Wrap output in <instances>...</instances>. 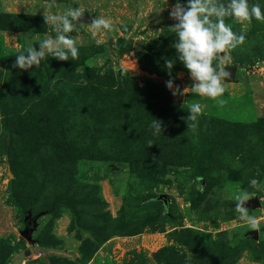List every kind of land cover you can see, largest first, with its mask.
I'll use <instances>...</instances> for the list:
<instances>
[{
    "label": "rangeland",
    "instance_id": "374dc122",
    "mask_svg": "<svg viewBox=\"0 0 264 264\" xmlns=\"http://www.w3.org/2000/svg\"><path fill=\"white\" fill-rule=\"evenodd\" d=\"M173 3L0 0V264H264V22L224 18L245 40L213 59L235 69L222 95L194 93L180 61L174 94ZM68 6L112 30L75 22L76 58L20 69Z\"/></svg>",
    "mask_w": 264,
    "mask_h": 264
},
{
    "label": "clouds",
    "instance_id": "9594fccd",
    "mask_svg": "<svg viewBox=\"0 0 264 264\" xmlns=\"http://www.w3.org/2000/svg\"><path fill=\"white\" fill-rule=\"evenodd\" d=\"M166 6V0H160V7L156 10L159 13ZM52 7V5H49ZM35 15V13H32ZM83 15V9L80 7L72 8L68 6L64 14L57 15L49 13L43 17L45 23H53L52 31L56 32L53 38L43 39L40 42L39 51L31 46L26 48L27 56L19 54L15 63L20 69H28L40 66L41 61L46 54L56 57L59 60L68 59L69 54L72 58L77 56V48L74 46V40L65 33L74 31L78 18ZM169 17L175 20L171 26V31L175 33L172 47L176 51L175 60L166 59L165 68L168 70L170 78L165 81L167 88L173 93L180 92V86L173 87L171 70L176 61H180L187 70L188 76L192 81V91L201 96L215 99L225 91L221 80L227 75L221 69L213 67V59L219 53L235 48L245 40L243 33L237 35L230 24H226L225 17H232L237 21L251 22L252 19L264 22V8L261 2H250V0H174L170 6ZM69 17L71 19H69ZM59 21L56 25L55 22ZM112 30L113 24L108 18L100 17L93 19L91 28L96 30L92 32L96 36L97 31L101 29ZM100 43L99 40L96 41ZM67 49V52L64 51ZM183 92V89H182ZM190 111L194 114L201 113V105L194 102L190 105ZM193 121L197 119L196 115L190 117ZM151 126L159 129L160 124L153 120ZM195 127V124L191 125ZM257 181L252 179L250 184L256 185ZM245 193L242 199H247ZM246 214L242 207L238 209ZM248 225L252 228L258 227V222L253 217H248Z\"/></svg>",
    "mask_w": 264,
    "mask_h": 264
},
{
    "label": "water",
    "instance_id": "95a60500",
    "mask_svg": "<svg viewBox=\"0 0 264 264\" xmlns=\"http://www.w3.org/2000/svg\"><path fill=\"white\" fill-rule=\"evenodd\" d=\"M93 19H96L94 14H89L87 12H84L83 15L78 18V23L91 24ZM224 72L227 73V75L224 78L232 79V80L235 79V69L234 68H227L226 71H224ZM165 98L168 99V100H181L182 99V95L181 94L178 95V96L168 95ZM162 196L163 195H160V197H162ZM241 203H242V205L248 206V207H254V206H259L260 205L259 199L257 197H253V198H251L249 200H246V201H243ZM29 217H30V214H28L26 216V219L29 218ZM27 222L30 223L29 220ZM32 226H34V225H32ZM31 232H32V228L25 227L23 229V231L21 232V235L24 238L29 240Z\"/></svg>",
    "mask_w": 264,
    "mask_h": 264
},
{
    "label": "flooded vegetation",
    "instance_id": "af4514ba",
    "mask_svg": "<svg viewBox=\"0 0 264 264\" xmlns=\"http://www.w3.org/2000/svg\"><path fill=\"white\" fill-rule=\"evenodd\" d=\"M26 224H28V223L26 222Z\"/></svg>",
    "mask_w": 264,
    "mask_h": 264
}]
</instances>
